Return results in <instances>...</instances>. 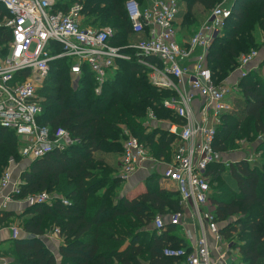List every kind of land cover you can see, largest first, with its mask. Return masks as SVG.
I'll return each instance as SVG.
<instances>
[{
  "label": "trees",
  "instance_id": "obj_1",
  "mask_svg": "<svg viewBox=\"0 0 264 264\" xmlns=\"http://www.w3.org/2000/svg\"><path fill=\"white\" fill-rule=\"evenodd\" d=\"M180 1L185 6L183 25L189 27L199 21L198 13L209 14L220 0ZM75 2L82 6L84 26H111L117 39H121L119 47L132 56L117 61L123 70L116 69L100 94L95 92L97 84L88 67H84L80 85L74 87L73 60L64 57L51 62L49 75L38 89L42 98L39 123L52 129L62 126L78 142L29 161L22 171L20 198L40 192L55 193L57 197L51 204L28 206L20 215L28 236L13 239L2 254L10 260L8 264H177L176 258L164 255V249H192L185 239L174 234L178 227L168 223L171 214L182 211L177 192L160 186L157 176L151 175L145 192L133 199L120 196L123 179L119 166L95 156L97 152L112 151L121 155L125 129L151 153L169 154L173 138L166 132V124H156L147 132L145 123L151 112L160 121L179 120L163 106L172 92L155 86L150 81L149 68L139 62L135 49L125 48L130 42L128 37L135 34L126 0H63L54 9L67 12ZM138 2L146 6V0ZM7 15L8 10L0 3V48L12 37L4 23ZM261 35L264 0H236L231 16L207 54L216 82H222L238 68L242 54L256 51L254 60L258 58L264 49ZM147 60L160 63L155 57ZM263 66L264 63L241 77L242 98L231 112L222 115L216 136V148L221 151L238 138L250 141L259 137L257 151L263 152L255 163L242 159L231 163L227 171H218V166L213 170L211 184L217 186L211 202L220 232L226 239L235 235L242 240L237 245L240 257L233 264H264V78L258 75ZM20 145L16 131L0 125V174L10 159L22 160ZM63 199L69 203L64 204ZM157 214L166 217L167 224L160 232L151 229ZM14 215L9 211L1 213L0 224L10 223ZM55 228L64 237L60 260L41 240Z\"/></svg>",
  "mask_w": 264,
  "mask_h": 264
},
{
  "label": "built area",
  "instance_id": "obj_2",
  "mask_svg": "<svg viewBox=\"0 0 264 264\" xmlns=\"http://www.w3.org/2000/svg\"><path fill=\"white\" fill-rule=\"evenodd\" d=\"M236 0H220L212 9L209 20L183 43L179 42L178 19L180 0H150L141 7L138 0H127L125 8L132 30L147 37L125 48L133 47L139 62L149 68L151 82L161 89L172 90L163 106L179 118L162 122L151 112L145 123L151 129L156 123L166 124V132L173 138L171 161L154 159L148 148L128 129L123 141L120 176L128 180L143 168L145 162L160 165V179L172 184L180 198V205L190 208L173 213L168 223L184 230L193 219L199 230L196 245L190 251L183 247H166L164 255L178 260L177 264H233L236 260L230 243L220 232L211 202L213 170L228 168L223 151L216 148L218 127L222 115L233 110L228 101L234 86L215 81L207 64L211 44L233 11ZM8 10L4 23L11 29L8 44L0 48V125L16 131L22 158L33 161L55 149L65 150L78 142L70 131L62 126L52 129L40 125L42 98L38 89L43 85L51 69V62L58 58H71L72 80L80 82L84 67H88L96 81V94H100L109 72L116 71L118 60L130 59L122 47L110 43L112 30L84 26L80 17L82 6L78 2L67 12L55 10L57 0H0ZM6 48V50H4ZM198 49L200 52L197 53ZM56 52V54H54ZM258 52L241 56L238 69L243 70L254 61ZM155 57L160 63L148 61ZM247 71H243V77ZM73 81V82H74ZM179 84L189 89L181 88ZM247 159V158H246ZM248 160V159H247ZM253 157L249 158L252 161ZM19 162L10 159L0 174V197L3 208L15 198H20L21 178L14 180L13 168ZM10 190L6 194V191ZM55 193L40 192L23 197L28 206L51 204ZM64 204L69 201L63 199ZM167 224L163 217L154 219L153 227L162 231ZM56 233H60L55 228ZM214 239V249L209 240ZM19 232L14 230V238ZM1 264V263H0Z\"/></svg>",
  "mask_w": 264,
  "mask_h": 264
},
{
  "label": "crops",
  "instance_id": "obj_3",
  "mask_svg": "<svg viewBox=\"0 0 264 264\" xmlns=\"http://www.w3.org/2000/svg\"><path fill=\"white\" fill-rule=\"evenodd\" d=\"M148 3H150V0H146V5ZM181 6H182V9H181V13H180V16L178 19V29H179V22L183 21V18H184L183 10H185V6L183 4H181ZM210 14H211V12H210ZM210 14H208V16L206 18L205 17L201 18V23H200L199 27H201L204 23H206L209 20ZM180 28H181V26H180ZM195 32H196V30H195ZM179 35H180V32H179ZM132 36H133V39L135 41L134 43L138 42L142 38L147 37L145 34H142V35L134 34ZM178 40H179V42L183 43V40H180V36H178ZM261 40H262V42H264V35H261ZM129 41H130L129 42V45H130L132 40L129 39ZM198 52H200V49H198L197 53ZM259 53H260V55L258 56V58L256 60H254L247 68L252 69L254 71V69H259L261 64L264 63V49L261 50ZM262 70H264V66H263ZM236 73L238 74V72H236ZM179 86L181 88L185 87L186 89H189L188 84H185V86H183L182 84H179ZM171 92L173 93L172 90H171ZM163 121L169 122V120H163ZM153 125L155 127L156 123H153ZM166 127H167V125H166ZM151 129H148V130H151ZM148 152H149V155L151 157H153L154 159H158V160L159 159H165V161H171L172 156H173V147L171 144L170 151H168L169 154H164L163 156H157V155L151 153V151L149 149H148ZM171 152H172V155H171ZM223 152H224L223 153L224 158L226 157L225 160H228L231 163L237 162V161H240V160L246 159V158L249 160V158H251V157H253V160L251 162L255 163L259 159L262 158L261 153H263V152H258V151L251 152L250 150H246V153L241 154V155L238 152L231 153V154H225V151H223ZM226 152H229V150H226ZM28 163H29V160L23 158L22 161L19 163L18 167L13 168L14 180L21 176L22 171L25 170L27 168L26 166L29 165ZM159 166L160 165H158L155 161L145 162L143 168L140 169L134 176H132L128 180H123V182L121 183V186H120L121 191H122L120 196L125 195L129 199H133L136 196H138L139 194L145 192L147 190L148 178L151 177V175L157 176L160 186L176 192V189L172 184L163 183L161 181L160 175L158 173L160 171ZM120 168H121V155H120L119 172H120ZM228 168L225 167V170H223V171H227ZM9 192H10V190H7L6 194ZM3 203H4L3 198L0 197V214L5 212V211H9V212H12L13 214H15L10 219V221H11L10 223L5 221V222H2L0 224V263L1 264H8L10 260L8 259V257L4 256L2 254V252L8 248L9 243L11 241H13V239H16L13 237L14 236V230L15 229L18 230V232H19L18 238H20L21 236H26V237L28 236L24 232L23 227H19V228L16 227L12 221L14 220V218L16 216H20L21 214H23L26 211V209L28 208V205L26 204V202L24 201L23 198H15L13 201L9 202L4 208H3ZM182 210H185L186 213L188 214V216H190V214H191L190 208L185 207V209H184L182 207ZM152 229H154L153 226H152ZM174 234L185 239L190 244V247H194L196 245L197 238L199 236V230H198L196 224L194 223L193 219H189V223L187 226H185L184 230L182 228L178 227V230H176L174 232ZM41 240H43V243L45 244V246L53 254H55V256L58 258V260H60L61 255L59 253V249L64 244V237H62L60 235V233H56L53 229V230L47 231L41 237ZM209 240H210V244H211L212 248L214 249L215 243H214V239H213L212 234H209ZM230 246H231L232 250L234 251V257L236 255L239 258L240 257L239 248L237 246L233 247L232 244H230ZM214 261H215L214 262L215 264H224L223 262L218 260L216 252H215Z\"/></svg>",
  "mask_w": 264,
  "mask_h": 264
},
{
  "label": "rangeland",
  "instance_id": "obj_4",
  "mask_svg": "<svg viewBox=\"0 0 264 264\" xmlns=\"http://www.w3.org/2000/svg\"><path fill=\"white\" fill-rule=\"evenodd\" d=\"M61 1H63V0H57V4H59V2H61ZM196 11L198 13V10L197 9H196ZM201 16H202V18L203 17L206 18L208 16V14H207V12L206 13H202V14H199L198 13V19H199V21L196 22L195 24L193 23V24L189 25V27L184 26L183 25V21H180L179 22V32H180V35L179 36H180V40H183V42H184V41L188 40L190 38V36L193 35V33L195 32V30H197L198 27L200 26ZM80 19H81V22H84V17L83 16H81ZM180 26H181V28H180ZM107 27L112 30V34H113L112 37H111V39H110V42L113 40L114 43H116L118 45H115L114 43H111V44H114L115 46H119L120 43H121V39L120 40L117 39L118 38V35H115L116 34V31L111 26H107ZM101 28H103V27H101ZM121 33L123 34L124 32H121ZM117 34H119V33H117ZM126 36H127V34H126ZM115 38H116V40H115ZM128 38L132 40L131 41V44H134L135 41L133 39V36L131 35ZM126 54L129 55V56H132V55H130L129 52H127ZM242 55H244V54H242ZM121 69L123 70V67L120 66V67L117 68V71L118 70H121ZM248 70L250 71L249 68H247V69L244 68L243 70L238 69V68L237 69L235 68V70L232 71V72H230V74H228V76L226 77V79H224L222 81V82H225L227 84H231V85L234 86V88H233L230 96L228 97V101L232 104L233 108H235V106H237V100L239 98H242L243 91L240 88V84L242 82L241 76L243 75L242 74L243 71L245 72V71H248ZM236 72H238V74ZM115 74H116V71H113V72L110 71L109 72V75H110L109 80L112 77H114ZM149 74L150 73L148 71V75ZM258 75L259 76H262L264 78V70H261L258 73ZM149 78H150V76H149ZM73 81L74 80H72V76H71V83H72V85L74 87H77V86L80 85V82H78V81H74L73 82ZM150 81H151V79H150ZM222 82H219V83H222ZM162 129H164V128H162ZM150 131L151 130H147V132H150ZM237 135L239 136V134H237ZM258 139H259V137H255V138H252L249 141V140H246V139H243V138H238L236 141L233 142L234 145H232L231 142H228V147H227L228 149L227 150H229V152H226L225 151V154H231V153L238 152L241 155V154H245L246 153V150H250L251 152L257 151V149H258L257 144L258 143L256 144V142H257ZM171 155H172V152H171ZM261 155L263 156V153H261ZM95 156L96 157L105 158L106 160L111 161V162H115L118 166L120 165V153L119 152H116V151H112V152H108V153H106V152H97V153H95ZM225 159H226V157H225ZM21 161L22 160H20L18 162L20 163ZM223 170H225V168H223ZM213 177H214V175H213ZM229 180H230L231 183H234V179H233L232 176H230ZM216 186H217L216 184H214V183L212 184V195H214V193H215V190H216L215 187ZM121 192L122 191H121V188H120L119 193H121ZM157 215L160 216V214H157ZM161 217H163V216H161ZM164 218H166V217H164ZM22 220H23V217L16 216L12 222L15 224L16 227L19 228V227H22ZM227 241L230 244H232V246L234 247V246H237L238 243L241 242L242 240L239 239L238 237H236L234 235L233 238L227 239ZM235 258L237 259L238 257L235 255Z\"/></svg>",
  "mask_w": 264,
  "mask_h": 264
},
{
  "label": "water",
  "instance_id": "obj_5",
  "mask_svg": "<svg viewBox=\"0 0 264 264\" xmlns=\"http://www.w3.org/2000/svg\"><path fill=\"white\" fill-rule=\"evenodd\" d=\"M31 237H34V236H31Z\"/></svg>",
  "mask_w": 264,
  "mask_h": 264
}]
</instances>
